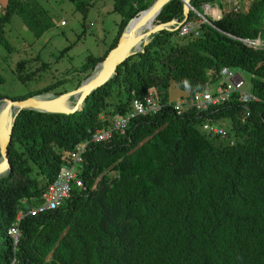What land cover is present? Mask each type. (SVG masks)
<instances>
[{"label":"trees","instance_id":"1","mask_svg":"<svg viewBox=\"0 0 264 264\" xmlns=\"http://www.w3.org/2000/svg\"><path fill=\"white\" fill-rule=\"evenodd\" d=\"M72 1L85 13L86 0ZM153 1L112 0V10L121 15L117 32L102 56H87L83 80L128 22ZM216 1L190 0V5L196 9ZM182 13V0H170L153 24L181 20ZM13 16L33 40L53 24L36 0H6L0 44L10 51L5 26ZM191 18L198 15L190 11ZM263 19L264 0H254L245 13L224 11L211 20L213 26L202 23L197 36L158 31L75 112L20 110L7 149L10 169L0 176V264L13 257L28 264H264V48L240 40L262 35ZM27 62L15 63L23 82L35 72H26ZM222 67L251 73L258 100L250 103L248 116L233 99L204 111L191 106L177 113L162 106L132 117L124 133L91 140L94 131L126 113L132 99L149 88L174 85L181 98H190L215 83ZM61 84L57 80L10 98L58 95ZM5 97L0 93V102ZM223 117L231 120L232 143L218 142L200 129L207 118ZM81 142H86L78 173L82 185L72 184L56 209L27 214L55 179L64 152ZM19 213L14 248L7 229Z\"/></svg>","mask_w":264,"mask_h":264},{"label":"rangeland","instance_id":"2","mask_svg":"<svg viewBox=\"0 0 264 264\" xmlns=\"http://www.w3.org/2000/svg\"><path fill=\"white\" fill-rule=\"evenodd\" d=\"M36 1L47 10L53 22L42 35L33 40L17 16H13L10 24L5 26V35L13 49L7 50L0 44V76L3 78L0 81V93L8 98L23 95L57 80L62 82L56 89L58 91L76 89L78 82L83 81V77L89 72L82 70L87 56L99 57L106 52L121 19V15L112 10V0H86L88 7L85 13L77 9L72 0ZM196 9L204 14L201 6ZM262 38L264 39V33ZM21 58L28 59L26 72L35 71L25 82L17 77L15 71V63ZM232 70L243 78L242 89L250 92L251 73L240 68ZM214 84L216 82L211 84L209 89H212ZM153 91L155 100L165 102L175 101L182 96L181 91L174 85L156 87ZM47 95L49 94L43 96ZM214 124L221 126L226 132V136L217 137L218 142L226 144L233 140L229 117L216 120Z\"/></svg>","mask_w":264,"mask_h":264},{"label":"built area","instance_id":"3","mask_svg":"<svg viewBox=\"0 0 264 264\" xmlns=\"http://www.w3.org/2000/svg\"><path fill=\"white\" fill-rule=\"evenodd\" d=\"M254 0H218L213 3H204L201 7L204 14L197 12L194 7H190V11L198 15V19H186L177 28L179 36H197L202 23L213 26L211 20L217 19L221 12L233 11L235 13H245ZM63 24V21H61ZM261 28L264 30V19ZM243 43L264 48V39L259 34L255 39H240ZM244 80L238 72H234L231 67H222L219 71V79L216 81L212 89H196L190 98H179L175 101L160 102L153 98V88H149L142 98H133L129 110L122 114L112 117L111 124L103 129L96 130L91 135V140L95 142L106 141L113 136L114 132L124 133L128 123L135 115H145L158 111L162 106H168L180 113L182 110L193 106L199 111L207 110L210 106H216L230 100H236L242 103L244 116L250 114L249 105L258 98L250 92L242 89ZM216 121V120H215ZM200 129L209 136L224 137L225 130L221 126L214 124V121L206 119L200 125ZM232 143V141H230ZM86 142H81L75 147L63 154L64 162L60 166L55 179L50 182L41 195V200L34 206L27 209V214L37 215L48 210L56 209L61 206L66 198L69 197L71 185L75 184L80 187L81 180L78 177L80 165L82 162V154L85 151ZM22 202H25L24 200ZM23 217L22 213L17 215V221L8 229L7 235L11 238L14 248L18 242L20 232L18 220ZM8 264H28L18 261L15 257Z\"/></svg>","mask_w":264,"mask_h":264},{"label":"water","instance_id":"4","mask_svg":"<svg viewBox=\"0 0 264 264\" xmlns=\"http://www.w3.org/2000/svg\"><path fill=\"white\" fill-rule=\"evenodd\" d=\"M169 1L154 0L149 7L142 10L138 16L132 18L118 38L116 45L107 52L101 62L95 65L90 75L76 89L58 95L43 93L24 99H11L8 97L1 99L0 176L10 169L7 149L11 141V132L18 112L22 109H33L47 113L68 114L78 110L92 91L105 84L116 74L118 65L144 48L152 34L161 30H177L179 25L188 18L191 7L190 0H182L183 18L181 20L172 19L168 22L153 24L155 17ZM143 26H147V28L144 30ZM46 94L49 95L43 96Z\"/></svg>","mask_w":264,"mask_h":264},{"label":"crops","instance_id":"5","mask_svg":"<svg viewBox=\"0 0 264 264\" xmlns=\"http://www.w3.org/2000/svg\"><path fill=\"white\" fill-rule=\"evenodd\" d=\"M6 0H3V2L0 1V13L3 12V5ZM3 3V4H2Z\"/></svg>","mask_w":264,"mask_h":264},{"label":"bare ground","instance_id":"6","mask_svg":"<svg viewBox=\"0 0 264 264\" xmlns=\"http://www.w3.org/2000/svg\"><path fill=\"white\" fill-rule=\"evenodd\" d=\"M145 28H147V26H143V29L145 30ZM141 31H142V29H141Z\"/></svg>","mask_w":264,"mask_h":264}]
</instances>
